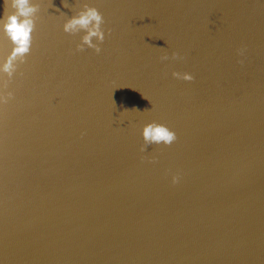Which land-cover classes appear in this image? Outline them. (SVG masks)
<instances>
[{
  "label": "water",
  "instance_id": "water-1",
  "mask_svg": "<svg viewBox=\"0 0 264 264\" xmlns=\"http://www.w3.org/2000/svg\"><path fill=\"white\" fill-rule=\"evenodd\" d=\"M28 6L13 58L0 0V264H264V0ZM90 8L99 53L65 31Z\"/></svg>",
  "mask_w": 264,
  "mask_h": 264
},
{
  "label": "clouds",
  "instance_id": "clouds-1",
  "mask_svg": "<svg viewBox=\"0 0 264 264\" xmlns=\"http://www.w3.org/2000/svg\"><path fill=\"white\" fill-rule=\"evenodd\" d=\"M14 6L17 9L16 13L9 14L5 23V31L9 37L16 44L13 50V58L16 55H23L29 50L30 33L32 24L29 19L21 20L19 17H28L34 10L28 6V0H13ZM103 23L102 14L95 8H90L86 13L81 14L79 17L72 18L66 25L65 31L75 30L77 26L87 29V34L83 37L84 43L90 47H94L96 52L101 51L100 47L93 45L91 38L97 37L101 42L104 40V32L101 30L100 25ZM91 25V27H89ZM111 33V29H108ZM242 63V62H241ZM5 70L10 68V62L4 66ZM174 75H177L174 73ZM194 79L191 73H185L183 80L192 81ZM143 136L147 142H164L166 145H171L176 139L174 130H170L166 125L156 122H150L145 125L143 129ZM179 180V175H173L172 182L175 184Z\"/></svg>",
  "mask_w": 264,
  "mask_h": 264
}]
</instances>
